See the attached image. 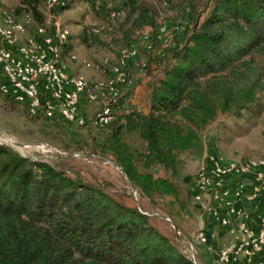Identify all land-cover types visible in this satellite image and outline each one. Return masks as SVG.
Segmentation results:
<instances>
[{
	"label": "trees",
	"instance_id": "1",
	"mask_svg": "<svg viewBox=\"0 0 264 264\" xmlns=\"http://www.w3.org/2000/svg\"><path fill=\"white\" fill-rule=\"evenodd\" d=\"M46 1L17 0L9 12L18 20L28 14L27 29L35 35L47 17ZM62 1L51 11L60 14L75 0ZM80 1L91 6L96 23H109L110 29L97 33L89 26L69 34L64 51L71 49L70 38H79L87 47L114 53L115 61L121 48L139 44L145 53L143 75L150 77L147 108L128 97L138 84L134 77L122 87L104 126H94L85 113L82 125L41 111L31 114L25 98L0 94L13 107L23 105L32 118L96 129L82 141L67 131V142L113 160L135 189L175 219L191 197L181 177L202 131L219 115H239L261 97L264 0H189L175 19L160 21L151 6L136 0ZM118 9L124 14L111 18ZM133 134L140 146L128 139ZM0 264L195 263L143 208L101 184L72 176L59 163L33 159L0 143Z\"/></svg>",
	"mask_w": 264,
	"mask_h": 264
},
{
	"label": "built area",
	"instance_id": "2",
	"mask_svg": "<svg viewBox=\"0 0 264 264\" xmlns=\"http://www.w3.org/2000/svg\"><path fill=\"white\" fill-rule=\"evenodd\" d=\"M58 3L64 2L46 1L47 17L44 24L35 27V35H25L31 21L28 14L18 20L9 10L0 9V90L16 99L25 98L31 114L41 111L78 125L85 122L83 101L95 102L98 105L91 122L104 126L112 119L111 107L122 87L133 82L128 63L138 48L134 44L121 48L115 61L110 57L102 61L80 59L75 52L64 55L70 32L60 16L51 11ZM123 14L122 9L113 10L111 18ZM90 29L98 33L110 29V24L100 22ZM150 46L146 44V48ZM74 61L107 75L89 78L72 73L69 63ZM193 196L217 224L237 231L235 239L219 250L220 261L229 264L243 257L250 263L264 264V158L224 162L208 153L197 172ZM213 237L214 232L200 229L195 238L207 243ZM181 252L186 257L190 254L183 248Z\"/></svg>",
	"mask_w": 264,
	"mask_h": 264
},
{
	"label": "rangeland",
	"instance_id": "3",
	"mask_svg": "<svg viewBox=\"0 0 264 264\" xmlns=\"http://www.w3.org/2000/svg\"><path fill=\"white\" fill-rule=\"evenodd\" d=\"M1 1L7 5L14 3L13 0ZM188 1L136 0V4L151 6L156 12L157 20L160 21L165 18L175 19ZM59 13L58 15L70 33L71 31L79 33L83 29L97 24L98 21L93 17L91 6L80 0H75L71 7ZM121 33L122 30L116 34L121 35ZM77 39L78 50H76V54L80 59L102 61L104 57L111 58V55L114 54L96 46L87 47L79 38ZM136 47L138 48L137 56L130 61L128 72L130 76L138 80V84H135L131 89L128 97L147 108L150 77L144 76L141 68L145 53L139 44H136ZM89 70L96 72L92 68ZM97 105L95 102H91L92 107L84 104L82 106L84 113L91 115ZM89 130L91 132H87L86 128H80L69 123H64L63 126L48 122L43 118H32L27 114L23 105L16 104V107H13L0 94V143L11 145L21 154L33 159L59 163L72 176H79L92 184H101L107 192L122 197L131 205L138 206L140 209L143 208V211L149 215L151 223L163 233L173 236L180 251L183 248L187 254L190 253L188 258L195 264H227V262L219 260L218 252L235 239L237 231L234 229L236 234L232 239L226 236L225 239L220 238L216 232L217 229H215L216 224L215 226L211 225L212 227L206 225L208 216L203 209H200L199 201L194 198L192 192H194L197 172L208 153L220 157L224 162L264 158V89L256 104L242 110L236 116L219 115L202 131L201 140L188 161L189 169L181 177L184 187L189 188L191 197L186 202V211L177 213L175 219L155 207L147 197L133 188L125 173L113 160L88 154L87 151L76 150L73 146L80 143L67 142V131L82 141L89 133H96L94 128H89ZM128 139L134 145L141 144L137 134L128 135ZM200 229L214 232V239L207 243L198 241L195 237ZM213 242H216L214 243L216 246L210 249L213 250L211 252L216 253V261L207 263L198 254L201 248L199 244L212 245ZM191 253L193 257L190 256ZM242 258L233 260V262L230 261L229 264L235 262L254 264L247 261L246 258Z\"/></svg>",
	"mask_w": 264,
	"mask_h": 264
},
{
	"label": "crops",
	"instance_id": "4",
	"mask_svg": "<svg viewBox=\"0 0 264 264\" xmlns=\"http://www.w3.org/2000/svg\"><path fill=\"white\" fill-rule=\"evenodd\" d=\"M0 2H2V1L0 0ZM13 2L14 3L12 5L11 4L7 5L4 2H2L4 9H7V10L12 9L13 6L15 5V3L17 2V0H13ZM27 34H29V30L28 29H27L25 35H27ZM70 34L71 35H75V34H77V31H74V32L71 31ZM77 41H78L77 38H70L69 39V43L71 44V49L64 51L66 49V47H67L64 44L63 52L64 53H67V52L69 53L71 51L77 52L76 51V50H78L77 43H76ZM69 71L72 72V73H80V74H83V75H85L86 77H89V78H94V77H98V76L101 75L97 71L95 72L93 70H89V68L83 67L81 65V62L80 61L70 62L69 63ZM84 104L86 106L87 105L88 106H91V103L90 102H87V101H83V106H84ZM219 205H221V203ZM207 216L208 217H207V223H206V225H208L209 227H212V226H215V224H216L215 229H217L216 232L220 236V238L225 239L224 237L226 236V237H229V238L232 239L234 237V235L236 234V231H234L235 228L228 227V226H221V225L217 224L208 214H207ZM223 241H225V240H223ZM214 243H216V242H213L212 245H206V244H202L201 245V244H199L201 248L199 249L198 254L207 263L216 261V253L214 254V252H211L213 250L210 249L211 247H215L216 246Z\"/></svg>",
	"mask_w": 264,
	"mask_h": 264
},
{
	"label": "water",
	"instance_id": "5",
	"mask_svg": "<svg viewBox=\"0 0 264 264\" xmlns=\"http://www.w3.org/2000/svg\"><path fill=\"white\" fill-rule=\"evenodd\" d=\"M116 164V163H115ZM133 188H134V186H133Z\"/></svg>",
	"mask_w": 264,
	"mask_h": 264
}]
</instances>
